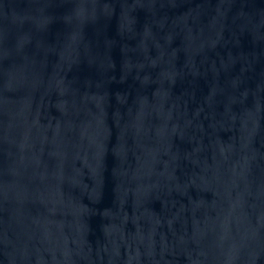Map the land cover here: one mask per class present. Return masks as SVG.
I'll use <instances>...</instances> for the list:
<instances>
[{
	"label": "water",
	"instance_id": "95a60500",
	"mask_svg": "<svg viewBox=\"0 0 264 264\" xmlns=\"http://www.w3.org/2000/svg\"><path fill=\"white\" fill-rule=\"evenodd\" d=\"M0 264H264V0H0Z\"/></svg>",
	"mask_w": 264,
	"mask_h": 264
}]
</instances>
